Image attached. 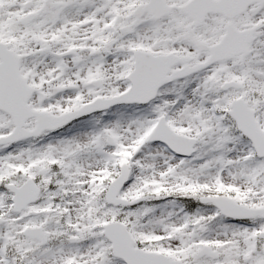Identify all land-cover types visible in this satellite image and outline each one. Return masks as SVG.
I'll list each match as a JSON object with an SVG mask.
<instances>
[{"label":"snow or ice","instance_id":"snow-or-ice-1","mask_svg":"<svg viewBox=\"0 0 264 264\" xmlns=\"http://www.w3.org/2000/svg\"><path fill=\"white\" fill-rule=\"evenodd\" d=\"M0 264H264V0H0Z\"/></svg>","mask_w":264,"mask_h":264}]
</instances>
